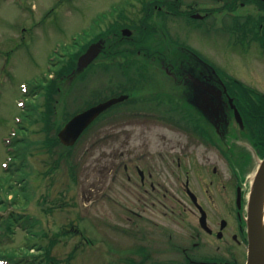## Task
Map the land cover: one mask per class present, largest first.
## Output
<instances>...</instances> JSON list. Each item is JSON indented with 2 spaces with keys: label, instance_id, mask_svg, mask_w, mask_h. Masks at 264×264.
Instances as JSON below:
<instances>
[{
  "label": "rangeland",
  "instance_id": "1",
  "mask_svg": "<svg viewBox=\"0 0 264 264\" xmlns=\"http://www.w3.org/2000/svg\"><path fill=\"white\" fill-rule=\"evenodd\" d=\"M129 1L134 4L130 5L126 0H0V177L5 175L2 166L7 154L3 138L9 137V132L15 128V121L23 115L18 105L19 100L27 99L22 93V84L31 86L47 71L48 58L55 48L69 54L71 50L84 44L83 41L87 40L88 35L81 34L85 31L90 32L95 22L99 24L96 25L98 30L94 29V33H100L108 27L113 28L110 22L119 17L110 11L115 7H127L126 12L131 17V21H128L129 26L134 27L133 24H140L139 21L147 15L143 9L144 2H152L149 6L150 13L143 19V25L152 28L155 26L160 30V25L166 21L172 37L181 39L207 56L218 57L216 60L223 68L231 71V75L247 83L251 82L250 78L253 75L256 76L253 80H258L257 82L264 86V58L257 59L254 51L252 54H246V47L233 46L230 38L227 39L223 33L216 34L214 31V35L209 34L210 37L202 34L198 31L200 24L197 20L185 16L186 9L199 11L204 7V2H208L206 6L211 7L212 0H178L179 7L171 9L174 14H169L165 18L163 15L160 16L161 10L157 11L156 6H165L168 0ZM180 3L184 5L180 6ZM104 12H107V17L102 20L101 13ZM218 22L221 24L219 30L223 29L221 18ZM78 34L80 38L72 44L73 39L78 38ZM136 35H139L138 31ZM160 40L161 37L157 33L151 34L148 37V44L154 48L158 46ZM122 44L118 49H125L130 55L117 53L102 57L96 62L97 67H108L107 71L96 69L88 73L89 77L84 73L74 80L71 86L65 85L69 79L63 78L60 82L61 90L55 94L56 113L62 117L63 114L80 110L97 99L129 88L135 91L132 98L136 103L130 101L125 104V109L124 105L115 109L113 113L118 110L128 111L119 112L114 117L101 118L90 128L91 130L134 131L131 137L125 138L126 141H130L129 145L132 147L143 144L144 140H147L152 148L173 145L182 150L186 149L188 144L194 145V138L179 124L155 119L156 116H163L158 114H165L169 110L166 104L159 107L152 100L156 97L160 99L169 97L157 96L161 92H153L148 88L149 85L142 76L144 71L139 67L144 69L146 66H152L149 58L145 59L143 55L129 51L128 49H132V43L129 41H123ZM148 44L146 43V46ZM163 47V51H167L171 44L164 40ZM2 55L9 56V59L4 60ZM133 61L140 64L134 65ZM145 74L148 77V74ZM160 74L157 73V81H149L154 82L159 88L162 87L160 83L163 85L168 83L164 75ZM139 80L142 81L137 83ZM162 88L169 87L165 85ZM136 111L144 115L134 116ZM173 119L179 120L177 117ZM40 128L41 123L30 126L26 134L30 145L24 167L15 173L16 179L24 177L29 192L27 204L16 210L30 214L35 226L29 233L17 226L15 235L5 239L0 247L4 245L26 247L35 243L46 247L53 244L50 254L55 255L58 264H124L123 261L117 260L118 256L123 255L120 253L121 250H124L126 256H130L132 248L135 247L134 243L140 245L141 242L132 235L126 237L118 229L121 224L120 216L116 209L107 205L109 201L108 203L102 201L100 195L101 188L105 186L104 182L95 172L91 175V170L87 171L88 167L92 168V165L88 166L91 160L105 161L101 148L106 143H102L101 137L88 133L68 152V158L57 161L58 167L53 171L54 161L62 154L63 149L59 147L49 151L44 146L45 136L56 131L47 133ZM112 140L111 145L117 146L121 139ZM204 149L203 146H197L194 149L196 156L210 155ZM178 153L174 152V155ZM72 172L75 179L70 178ZM114 194H117V191ZM89 195L91 199H88ZM60 202L63 203L62 206L61 204L54 206ZM73 223L80 226L89 239L86 244L82 243L84 245L75 248V252L71 250L79 243V234L71 231L60 234L63 229L73 228L75 226ZM37 249V246L33 247L31 253H39Z\"/></svg>",
  "mask_w": 264,
  "mask_h": 264
},
{
  "label": "flooded vegetation",
  "instance_id": "2",
  "mask_svg": "<svg viewBox=\"0 0 264 264\" xmlns=\"http://www.w3.org/2000/svg\"><path fill=\"white\" fill-rule=\"evenodd\" d=\"M212 2L211 7L204 2L198 12V31L207 36L214 35V31L223 33L233 46H244L246 54L254 51L256 58L262 60L264 0ZM185 11L187 17L196 13L191 9ZM168 12L174 14L171 9ZM219 18L224 24L221 30ZM168 38L178 39L170 32ZM178 41L177 45L170 42L174 56L168 59V65L143 70L150 73L149 81H157L158 72L168 81L165 85L169 88H162L165 85L161 83L159 88L154 82H146L153 92L169 97L152 100L159 107L166 104L169 110L155 119L171 123L173 117L180 118L182 114L170 109L175 102L200 122L202 126L198 130L185 131L194 138V145L188 144L182 150L173 145L152 148L144 140L143 144L132 147L125 138L131 137L134 131H93L88 128L82 136L88 133L99 136L106 145L101 148L105 161L91 160L88 166L92 165V168L88 167L87 171L91 170V175L95 172L104 182L100 195L102 201H109L107 205L116 209L120 216L118 229L126 237L132 235L141 242L140 245L134 243L130 256L121 250L123 255L119 260L124 264H247L251 247L248 216L254 159L242 148L246 141L241 137L246 131L239 128L234 104L245 120L258 123V128L259 122L264 120V86L253 80L256 76L251 75V82L247 83L231 75V71L216 60L218 57L207 56L198 50L189 51L188 44L181 39ZM96 69L107 71L108 67L90 65L84 68L86 76ZM75 72L71 77L73 80L82 76L77 69ZM61 84H56L58 93ZM64 84L71 86L73 81ZM122 93L133 96L135 91L113 96ZM128 99L112 106L100 117L110 118L128 111L113 113L123 105L125 109ZM129 101L136 103L134 98ZM138 112L134 116L144 115ZM67 119V116L62 118ZM114 138L121 139L117 146L111 145ZM197 146H203L210 155L196 156L194 149ZM174 152L179 153L175 156ZM255 152L260 155L259 149L255 148ZM91 198L89 195L88 199Z\"/></svg>",
  "mask_w": 264,
  "mask_h": 264
},
{
  "label": "trees",
  "instance_id": "3",
  "mask_svg": "<svg viewBox=\"0 0 264 264\" xmlns=\"http://www.w3.org/2000/svg\"><path fill=\"white\" fill-rule=\"evenodd\" d=\"M147 27L151 28L150 26ZM145 33H148L147 30H145ZM102 34H107V32L96 34L92 39H88L87 42H85V45L78 51L70 53L68 57L69 59L67 60L69 61L68 64L73 65L75 63V60L77 59V56L87 47L90 41L95 40ZM146 43L148 44V38L147 36H144L141 40L140 46H146ZM140 46H138V48H140ZM138 48H134L132 52L136 53ZM152 50V46L148 44L146 48L147 54H149ZM116 51V53H123L125 56L130 55L126 53L125 49H116ZM133 62L134 65L140 64L137 61ZM54 82V80L50 82V93H52V91L54 90ZM50 93H48V95L52 99V94ZM37 107V104H33L32 106L33 110H36ZM34 114L36 113H34L33 111L31 112V114H29L27 125L22 127V130H27L31 125L37 123L42 124L43 130H50L53 127L58 128L63 124L61 122L54 123L51 121H42L43 119L39 115ZM249 139H251L253 144H258L262 152L264 153V135H252ZM59 144L60 142L56 135L47 136L45 138V146L49 151H51L53 148H55V146ZM14 145L15 149L12 151L10 150L9 153L12 155V157L14 156L16 161L10 165V172H5L6 176L2 180H0V245H3L5 239L12 238V236L15 235L17 226L21 227L24 231L27 230L26 232L28 233L31 232L32 228L35 226L34 220L30 216V214L21 213L20 211L16 210L19 208H23V205L27 204L29 200L28 186L26 181L24 180V177H19L16 179L15 173L24 167L25 156L27 155V151L29 150L30 142L28 141L27 137H22L17 138ZM37 235L39 234L37 233ZM4 246L0 247V255L9 259L12 264H52V262L58 264V261L55 258L53 260V256L50 254L51 246L42 247L41 245L38 246L37 243L28 245L26 247H14L12 245ZM36 246L38 248L37 250H39L40 252L38 251L39 253H31L32 248H35ZM42 250H44V252H42Z\"/></svg>",
  "mask_w": 264,
  "mask_h": 264
},
{
  "label": "water",
  "instance_id": "4",
  "mask_svg": "<svg viewBox=\"0 0 264 264\" xmlns=\"http://www.w3.org/2000/svg\"><path fill=\"white\" fill-rule=\"evenodd\" d=\"M123 33L130 34L129 28H125ZM104 49V40L101 39L97 42L90 44L88 49L79 56L78 70H82L90 65ZM128 98V95H121L118 97L110 98L106 101L100 102L76 115H74L59 131V138L62 143L66 145H73L78 140L82 132L92 123L96 117L102 112L120 101ZM237 119L243 125L242 116L236 108ZM256 190L252 199L253 204V225L257 227L260 233L255 234L251 240V251L248 264H264V224H263V206H264V160L258 173L256 182Z\"/></svg>",
  "mask_w": 264,
  "mask_h": 264
}]
</instances>
